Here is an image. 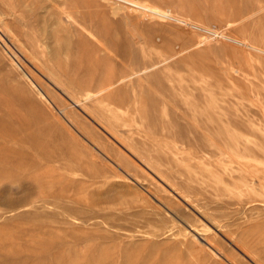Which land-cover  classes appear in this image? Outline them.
Wrapping results in <instances>:
<instances>
[{
    "label": "rangeland",
    "instance_id": "obj_1",
    "mask_svg": "<svg viewBox=\"0 0 264 264\" xmlns=\"http://www.w3.org/2000/svg\"><path fill=\"white\" fill-rule=\"evenodd\" d=\"M0 197V264H264V0H0Z\"/></svg>",
    "mask_w": 264,
    "mask_h": 264
},
{
    "label": "bare ground",
    "instance_id": "obj_2",
    "mask_svg": "<svg viewBox=\"0 0 264 264\" xmlns=\"http://www.w3.org/2000/svg\"><path fill=\"white\" fill-rule=\"evenodd\" d=\"M161 16H163V15H161ZM159 17H160V16H159ZM165 17H167V16H165ZM235 25H236V24H235ZM208 33H209V32H208ZM218 34H219V33H218ZM214 36H215V35H214ZM131 37H132V36H131ZM219 37H220V36H219ZM217 38H218V37H217ZM223 38H224V37H223ZM224 39H226V38H224ZM227 39H228V37H227ZM227 39H226V40H227ZM205 42H206V41H205ZM232 42H233V41H232ZM234 42H236V41H234ZM240 44H242V43H240ZM242 45H243V44H242ZM248 48H249V47H248ZM260 52H262V51H260ZM163 85H165V84H163ZM163 85H162V86H163ZM154 89H155V88H154ZM136 91H138V90H136ZM86 113H87V112H86ZM86 115H88V114H86ZM20 130H21V129H20ZM23 131H24V130H23ZM69 133H70V132H69ZM175 133H176V132H175ZM73 137H74V136H73ZM73 137H72V138H73ZM174 138H175V137H174ZM116 139H117V138H116ZM87 143H88V142H87ZM118 145H119V144H118ZM131 152H132V151H131ZM104 154H105V153H104ZM247 154H248V153H247ZM130 156H131V155H130ZM101 157H102V156H101ZM84 160H85V159H84ZM84 160H83V161H84ZM133 162H134V161H133ZM146 165H147V164H146ZM93 166H94V165H93ZM115 166H117V165H115ZM119 168H120V167H119ZM121 169H122V168H121ZM121 169H120V170H121ZM122 171H123V169H122ZM123 174H124V173H123ZM200 174H201V173H200ZM127 176H129V175H127ZM5 177H6V176H5ZM163 181H164V180H163ZM165 182H166V181H165ZM169 186H170V185H169ZM23 188H24V187H23ZM108 188H109V187H108ZM28 190H29V189H26L25 191H23V192L21 193V196H20V197L23 198L24 195L27 194L26 192H27ZM110 190H111V189H110ZM113 190H114V189H113ZM2 192H4V191H2ZM5 192H6V191H5ZM28 192H29V191H28ZM107 192H109V191H107ZM7 193H8V192H7ZM100 194H101V193H100ZM100 194H98V195H100ZM98 195H97V197H98ZM109 195H111V194H109ZM175 195H177V194H175ZM3 196H4V195H3ZM3 196H2V198H4ZM105 196H106V195H105ZM47 197H48V196H47ZM175 197H176V196H175ZM0 198H1V197H0ZM14 198H15V197H14ZM22 198H21V199H22ZM24 198H26V197H24ZM10 199H12L11 196H10ZM1 200H2V199H1ZM1 200H0V201H1ZM4 200H5V199H4ZM13 200H14V199H13ZM17 200H18V198H17ZM101 200H102V199H101ZM6 201H7V199L4 201V203H8L10 200H9L8 202H6ZM19 201H20V199H19ZM25 201H26V200H25ZM25 201H24V202H25ZM94 201H95V200H94ZM102 201H103V200H102ZM12 202H13V201H12ZM15 202H16V201H15ZM2 203H3V202H2ZM17 203H19V202L17 201ZM94 203H95V202H93V204H94ZM9 204H10V203H9ZM13 204H14V203H13ZM161 204H163V203H161ZM11 205H12V204H11ZM14 205H16V204H14ZM7 206H8V205H7ZM8 207H9V206H8ZM12 207H13V206H12ZM162 207H163V206H162ZM9 208H10V207H9ZM167 213H168V212H167ZM170 213H171V211H170ZM171 215H172V214H171ZM174 216H176V215H174ZM77 219H78V218H77ZM53 221H54V220H53ZM67 223H68V222H67ZM52 232H53V231H52ZM50 234H51V232H50ZM58 234H59V233H58ZM69 235H70V234H69ZM63 236H64V235H63ZM57 237H58V236H57ZM61 237H62V236H61ZM66 238H67V237H66ZM66 238H64V239H66ZM77 238H78V237H77ZM86 238H87V236H86ZM92 239H94V238H92ZM75 240H76V239H75ZM59 241H60V240H59ZM63 241H64V240H63ZM82 241H83V240H82ZM200 241L204 244V246H210V244H209L206 240L200 239ZM61 242H62V241H61ZM83 242H84V241H83ZM202 243H201V244H202ZM203 244H202V245H203ZM58 246H59V244H58ZM62 246H63V245H62ZM58 248H59V247H58ZM59 249H60V248H59ZM61 250H62V248H61ZM223 255H224V254H223ZM56 257H57V255H56ZM10 258H11V257H10ZM3 260H4V259H3ZM123 262H124V261H123Z\"/></svg>",
    "mask_w": 264,
    "mask_h": 264
}]
</instances>
